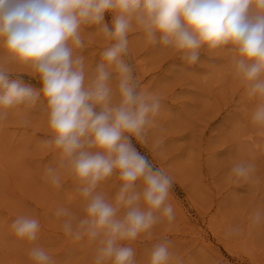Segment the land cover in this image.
<instances>
[{"label": "clouds", "instance_id": "clouds-1", "mask_svg": "<svg viewBox=\"0 0 264 264\" xmlns=\"http://www.w3.org/2000/svg\"><path fill=\"white\" fill-rule=\"evenodd\" d=\"M106 12L113 15L111 29L104 23ZM134 25L150 42L181 53L193 64L202 48H230L235 53V76L246 85L247 95L259 100L252 123L264 135V0H0L4 58L30 66L32 77L42 81L36 90L22 80H10L9 72L0 67V121L8 109L34 105L39 98L46 101L52 137L45 144L59 152L87 201L85 216L75 224L67 208H58L55 215L68 217L63 223L65 235L76 241L85 237L98 241L94 264H137L134 249L121 245L150 234L161 216L174 219L167 203L171 177L132 144V138L144 139L161 110L158 96L137 90L124 59ZM82 26H98L114 41L102 52L87 82L85 57L80 54L86 47ZM114 74L118 103L110 83ZM253 172L254 165L243 162L231 169L242 179L251 178ZM46 174L53 185L61 184L56 168L47 167ZM113 174L120 181L115 204L96 191ZM137 181L142 192L134 191ZM251 219L253 225L264 223V207ZM11 227L21 240L38 238L36 218L20 216ZM236 231L230 228L226 235ZM170 244L157 243L148 264H181L173 260ZM29 256L33 264H56L40 246L32 247Z\"/></svg>", "mask_w": 264, "mask_h": 264}, {"label": "rangeland", "instance_id": "rangeland-1", "mask_svg": "<svg viewBox=\"0 0 264 264\" xmlns=\"http://www.w3.org/2000/svg\"><path fill=\"white\" fill-rule=\"evenodd\" d=\"M112 22V13L106 12L104 23L111 29ZM81 35L87 82L114 41L98 26H82ZM234 55L228 47L202 48L193 64L181 53L150 42L135 25L129 33L124 59L137 90L161 100L155 126L142 141L132 138V144L173 181L167 203L174 219L161 216L150 234L121 245L134 249L137 264H148L153 247L165 240L171 242L173 260L181 264H264V223L253 225L251 219L264 207V135L252 123L259 100L249 97L246 85L235 76ZM4 57L0 44V67L9 72V79L41 89L42 81L32 77L34 69ZM110 83L118 103L115 74ZM6 111V119L0 121V264H33L29 252L34 246L43 247L56 264H94L98 241L65 235L68 217L55 215L58 208H67L75 224L85 216L87 201L59 152L45 144L52 137L46 101L39 98L34 105ZM240 162L254 165L251 178L231 173ZM47 167L57 169L59 186L50 182ZM119 188L118 174H113L96 191L115 204ZM142 190L137 181L134 191ZM24 215L39 221L34 242L17 238L11 227ZM230 228L238 231L226 235Z\"/></svg>", "mask_w": 264, "mask_h": 264}, {"label": "bare ground", "instance_id": "bare-ground-1", "mask_svg": "<svg viewBox=\"0 0 264 264\" xmlns=\"http://www.w3.org/2000/svg\"><path fill=\"white\" fill-rule=\"evenodd\" d=\"M21 121H22V120H21ZM29 123H30V122H29ZM32 126H33V125H32ZM7 145H8V143H7ZM2 150H3V149H2ZM17 152H18V151H17ZM1 153H2V152H1ZM12 154H13V153H12ZM18 154H20V153H18ZM21 154H22V153H21ZM0 155H1V154H0ZM8 155H9V154H8ZM22 155H23V154H22ZM3 157H4V154H3ZM14 158H15V157H14ZM14 158H13V159H14ZM8 161H9V160H8ZM8 161H7V162H8ZM14 161H15V160H14ZM21 162H23V161H21ZM1 163H2V159H1V156H0V164H1ZM18 164H19V163H18ZM18 164H17V165H18ZM1 165H2V164H1ZM1 165H0V168H1ZM15 165H16V163H15ZM15 165H14V166H15ZM2 166H3V165H2ZM4 166H5V165H4ZM20 166H21V165H20ZM24 166H25V165H24ZM25 167H26V166H25ZM25 167H24V169H25ZM22 168H23V167H22ZM2 170H3V169H2ZM9 172H10V171H9ZM19 172H20V171H19ZM28 174H29V173H28ZM21 176H22V175H21Z\"/></svg>", "mask_w": 264, "mask_h": 264}]
</instances>
